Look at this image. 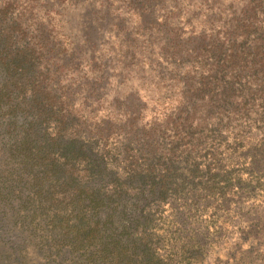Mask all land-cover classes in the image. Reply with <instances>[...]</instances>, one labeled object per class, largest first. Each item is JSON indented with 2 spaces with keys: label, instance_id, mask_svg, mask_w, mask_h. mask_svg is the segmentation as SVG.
Instances as JSON below:
<instances>
[{
  "label": "trees",
  "instance_id": "1",
  "mask_svg": "<svg viewBox=\"0 0 264 264\" xmlns=\"http://www.w3.org/2000/svg\"><path fill=\"white\" fill-rule=\"evenodd\" d=\"M263 78L264 0H0V264H264V169L215 146Z\"/></svg>",
  "mask_w": 264,
  "mask_h": 264
},
{
  "label": "rangeland",
  "instance_id": "2",
  "mask_svg": "<svg viewBox=\"0 0 264 264\" xmlns=\"http://www.w3.org/2000/svg\"><path fill=\"white\" fill-rule=\"evenodd\" d=\"M253 79L254 77L243 76V81L245 82H252ZM138 82L140 83L142 82V80L135 78V85H137V88L141 90L136 91V93H133V95L140 96V100L142 99V121L146 123H151L152 121H163L165 118L164 115L173 112L176 104L170 105L169 101H167L166 103H163V105H161L155 100H152L148 95H145V91H143L142 88L138 86ZM255 91H257V94L254 100L252 99V101L247 104V108L251 110V115H253V121L244 122V119H238L240 127L238 125L236 129L238 130L239 128H241L242 136L239 138L240 141H235V134L233 132L234 135H228L227 137L223 138V141L221 143L216 142L215 145L216 150L218 151L219 149V152L221 153L222 166L225 169L229 168V170L233 171L232 176L234 179L242 178L244 180L249 178V175H247L248 173L246 172L245 168V166L248 165V162L246 161H249V159L246 158L249 154H254L258 159L261 168L264 169V87L259 86V88ZM236 104H239V107H241V97H236ZM230 130H232V128H230ZM225 190V194L222 196L226 198V201L231 202L229 210L222 209L221 214L223 215V217H228L230 219L225 226L224 232H226V235H228V237L232 239V235H237V229L235 228V225L237 224V217L235 216L237 214L236 210H238V208L240 207V205L242 206V204L244 205L245 209H248L245 201L252 200L246 198L245 195L239 197L237 187L235 185L233 186V184L230 186L225 185ZM260 195L264 196V192ZM261 200L264 201V198L261 197ZM204 213L205 214L199 218L202 220V223L204 225L207 224L210 228V225L212 226V224H210V216L213 214V210L209 209ZM219 252L223 253L224 251L219 250ZM212 256L216 257V254L213 253L211 254V257ZM213 264H216V262Z\"/></svg>",
  "mask_w": 264,
  "mask_h": 264
}]
</instances>
